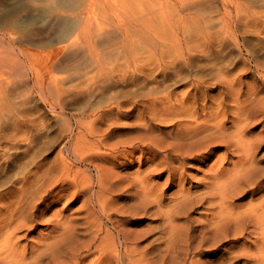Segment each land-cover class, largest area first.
<instances>
[{
  "label": "bare ground",
  "instance_id": "obj_1",
  "mask_svg": "<svg viewBox=\"0 0 264 264\" xmlns=\"http://www.w3.org/2000/svg\"><path fill=\"white\" fill-rule=\"evenodd\" d=\"M76 5L60 55L55 49L41 60L29 55L20 61L18 54L8 56L13 52L0 39V264H150L145 252L132 246L138 236L126 220L139 211L158 215L163 187L174 188L166 217L167 240L176 254L184 241L189 251L247 235L254 240L226 250L264 264L259 185L264 172L260 177L253 145L242 135L256 119L264 121V0H78ZM50 14L19 40L47 36L71 16L60 10ZM123 116L132 119L128 137L110 142L125 123ZM53 129L59 137L49 148ZM214 143L233 146L238 160L229 168L214 161L197 186H186L185 164L205 154L208 159ZM57 146L55 158L45 161ZM138 153L144 169L122 176L130 190L123 196L120 184L111 183L114 174L105 176L109 171L104 174L99 165L121 158L129 166ZM75 165L84 167L82 179L72 175ZM245 187H251V198L235 203ZM70 191L73 202L83 198L78 207L85 214L84 239H74L75 245L69 240L74 224L61 216L63 207L45 216ZM196 205L206 211L204 223L193 236L177 234L175 243L177 217ZM42 223L52 228L38 234L37 247L30 243L27 251L18 235L27 237ZM176 257L163 260L180 264L171 260ZM188 264L204 263L190 258Z\"/></svg>",
  "mask_w": 264,
  "mask_h": 264
},
{
  "label": "rangeland",
  "instance_id": "obj_2",
  "mask_svg": "<svg viewBox=\"0 0 264 264\" xmlns=\"http://www.w3.org/2000/svg\"><path fill=\"white\" fill-rule=\"evenodd\" d=\"M1 1H0V29H1L0 30V34H1L0 35V39H1L3 47H5V49L10 50V52H13V53H11V55H9L10 53L9 54L7 53L9 57H12V55H14V54H16V55L18 54L17 56H18L20 61L21 60L26 61V59L28 58L27 56L32 55L33 60L35 61L36 59H40V60H41V58L43 59L46 56V54H48L50 52V50H55L56 49L57 53L58 54L60 53V50L62 48V43L61 42H62V38L64 37L63 35H65L67 30L69 29V28L67 29L68 25H71L69 23L72 20L71 17H72L73 14H70V13L73 11L74 7H75V9L77 8L76 6H78V5H76V3H77L78 0H53L52 3L51 2H50V4L48 3L49 5L43 3L42 0H37L36 3L34 2V0H3L2 3H1ZM38 3H40V5ZM2 4H3V6H2ZM34 5H35L36 8L38 7V5H39V7L36 9L34 7ZM57 10L66 11L67 15H71V16H67L66 20L63 19L64 21L60 25V27H58L53 32L47 34V36H42V37L40 36L38 38H35L36 40L34 38H27L25 40H22V39L19 40L20 35L23 32H25L26 30L31 29V28H33V29L40 28L43 25L44 21H45L44 19L49 18L47 16L48 15L50 16L51 15L50 13H52V11L54 13ZM68 20H69V22H68ZM37 26H38V28H37ZM65 26H67V27L65 28ZM62 29H66V30H62ZM8 30H9V32H8ZM12 31H13V33H12ZM14 32L17 33V36H16V34L14 35ZM14 36H15V38H13ZM8 39L11 42L8 41ZM30 52H32L33 54L30 53ZM58 54L56 55V58L60 55V54L59 55ZM233 58H234V56H233ZM233 58H232V60H233ZM235 60H236V58H234L233 61H235ZM27 62H28V60H27ZM27 62H26V64H27ZM24 66H27V65H23V68H25ZM247 78H248V76L242 77V80H246ZM19 99H16V100L19 101ZM36 100H37V98L34 99V101H36ZM13 101H15V100H13ZM260 119L261 118H258V119L255 120V122H258V123H255L256 125L253 123L254 122L253 121L248 126H246L244 128V130L242 131V133H243L242 135H243L244 138H247V139L250 138V142L253 145L251 158L256 163V165H257L256 168L258 169L259 173L261 174V173L264 172V160H263V158H264V156H263L264 155V144H263L264 143V128H262V127H264V121H262V119L260 121ZM131 121H132V119L129 116H127V117L123 116L121 123H124V122L125 123L120 125V126H118L120 128L119 132H116V134H114L115 135L113 137L114 140H111L110 142L118 141L117 138H119V137H120L119 140L121 138H122V140H124V138H126V136L128 135L127 134V132L129 131V127L128 126L131 123ZM230 125H232L230 122L226 123V127H230ZM160 129L163 130V131H169L171 128H169V126H162V127L160 126ZM246 131L248 132L247 133L248 135L246 133H244ZM51 132L52 133L54 132L53 133L54 136H52L53 134ZM51 132H49V136H50L49 140H46V142L48 141L45 144L46 147H47V145H48V147L51 146L52 142L55 140V138L54 139H52V138L57 136L56 135V130L54 131V129H53V131H51ZM58 137H56V138H58ZM223 144L225 145V143H214L213 144L214 147H211V149L209 150V152L212 153V156L214 155L213 157L210 156V157H208V159L204 160V158L206 157V154H205L203 156H198V157L195 158L194 161L187 162L185 164L186 168L184 169L185 171L183 173H184V178H187V181H188V182L185 181L186 182V186L189 185V184L187 185V183H189V182H191V185L197 186L198 180L203 178V175H204L203 173H206L208 171L210 165L213 164L214 161L218 160V162H223L222 163V164H224L223 166L225 168H229V167H231V164H232L233 161H236V159L238 160V152L233 148V146L228 145V146H231V147L227 146L226 148H224V146L221 147V145H223ZM58 147L59 146L49 149L50 151L47 153V156H45V161H52L53 158H55V156H56L55 152L57 151V149H59ZM120 150L129 151L128 148H121ZM234 156H235V158H234ZM140 158L141 157H139V153H138L137 155H135L132 158L134 161L132 160V164H130L129 166L125 165L123 163L124 160L121 159V158H117V159L115 158L116 160L115 159L114 160L106 159V161L105 160L102 161L103 163L105 162V164H100L99 166L100 167H101V165L104 166V168L101 167L103 169V173L104 174L109 171L107 174H105V176L112 175L111 176V178H112L113 174H114V177H113L114 179L110 178L111 179V183L112 184L113 183L114 184L115 183L120 184L119 188L124 190L122 192L123 196H124L125 194L127 195L129 193L128 191H130L128 188H126L129 185V181H128L129 179H127L126 177L123 178L122 176H125L126 173L133 171L137 167H141V169H144V167L140 166V163H139V161H140L139 159ZM201 162H202V164H201ZM109 163H111V164H109ZM121 163H123L124 165L121 164ZM118 164H119V166H118ZM96 165H98V164H96ZM110 165H112V166H110ZM107 166L108 167L110 166L108 170H107ZM114 167H116L117 171H115ZM120 167H122V168H120ZM90 168L92 169V172L94 173L93 166H90ZM82 170L84 171V167H82V166L80 167V165H75L73 167L72 175L74 176L76 174V175H78L77 179H82L81 177H84V172ZM118 170L120 171V174H117ZM77 172L78 173L80 172V173L78 174ZM114 172H116V173H114ZM109 173H113V174L108 175ZM261 176H262V174L260 175V177ZM263 176H264V174H263ZM119 177H120V179H119ZM163 179H164V176L161 179L157 180V182L161 183L163 181ZM112 180H113V182H112ZM192 182H194V184ZM259 185H260V187L262 189V192L264 193V178L263 177H262L261 183ZM123 186L125 188H123ZM198 188H197V190H201V187L199 189ZM163 190H165L164 187L162 188V196H163L162 202H161L162 206H161L160 210L158 211V215L155 216V215H152V214H150L148 212L145 213L143 211H139V213L134 214V215L133 214H131V215L129 214V216L127 217L128 220H126L127 223H128V226H127L128 229L131 230L132 234H136L138 236V240H137L138 243H137V241H135V242L132 243V246H134L135 248L137 247L136 248L137 251L145 252L146 259L150 260V261H147L148 263H150V264L151 263L152 264H162L163 261L165 260V258H166V260H170V256H177L175 259H171V260H174V262H179L180 264L182 262H184V259L186 261L185 263L188 264L190 258H194V260H198L199 262H203L204 264H222V263L224 264V262H225V264H228L230 262H232L231 264H241V263L242 264H245V263L246 264H250V261L248 260L249 259L248 256H246L244 253H241L239 255V253L236 251L238 249V246H240V244L244 243L245 245H247L252 240H254V238H252L251 236H247V235L241 237L242 239H238V241H235V239H232V238L229 237V238H227L225 240L226 242L227 241H229V242L226 243L224 241L223 243H221V245L219 244L215 248H213V247L211 248L207 243H203L205 246L202 245L201 247H196V248L193 247L189 251L185 250L187 248V245H185V243H184L185 241H184L183 243H181L182 244V251L181 252L184 253V254H182L181 252H180V254L179 253L176 254L174 252L173 248L169 247V245H172V244L169 243L168 240H167V238H168V235H167L168 226H167V224L168 223H167V217H166V216L169 215L167 210H168V208L170 206V203H171L170 199H172V191H174V188L173 189H170V188L167 189L166 188L165 191H163ZM251 190H252L251 187H245L244 191L242 193H240L239 195H237V198L234 199L233 201L235 203H239L241 205L246 204L247 201L251 198V196L253 194V191H251ZM119 196L120 195H118V197L116 196V199L119 200L120 204H123L125 200H124V198H121ZM165 197H167V198H165ZM256 197H258V194L254 193L253 198H256ZM126 198H127V196H126ZM82 200H83V198L80 197V199L78 201L73 202L72 196H71V191H70L68 193L67 197L64 200H62L57 205L51 206L49 212H47L45 214L46 218H49L51 213L54 210H57V209L62 210L63 208L65 209V210H62V215L61 216L63 218H69V220L72 222V224H74L73 235H71L72 237L69 239L72 242V244H74V245H75L74 239H76L78 242H81V240L84 239V234H85L84 226L86 228V225H85V223H83L85 220H82V218H81L85 214L83 212V209H80ZM163 201H164L165 204H163ZM48 202H50V201H48ZM47 203H44L43 205H41V208H44V206ZM201 206H203V205H201ZM201 206L200 205H196L195 206L196 209H195V207H192V209H189L190 211L186 210V211L183 212V215H179L177 217V219H176L177 229L175 231V235H174L175 237L174 236L172 237V238H174V241L175 240L179 241L177 234L180 235V233H181L180 237L183 236V235H185L186 237H189L190 235L193 236V235H195L197 233L196 231L201 227L202 223H204V221H205V213H206V211ZM197 207H198V209H197ZM78 210H80V211H78ZM79 216H80V218H79ZM186 216H187V218H186ZM135 218H138V219H135ZM201 221H203V222H201ZM189 222H190V224H189ZM43 224H44V226H43ZM108 226L111 227L110 224ZM51 228H52V226H47V224L42 223L41 226H38L34 230L33 233H31L30 235L27 236L28 238L27 237H23L22 233L19 234L18 237H20L19 238L20 245L21 246L25 245L26 248L27 247L31 248L33 245L37 247L38 234H40V233L41 234H45ZM189 228H190V230L188 231ZM194 229H195V231H193ZM58 233H59V231L56 234H58ZM161 236L163 238H160ZM245 237L246 238L250 237L251 239L247 238V241H245L246 240ZM25 238H26V240H25ZM28 240L29 241L31 240V242H29ZM161 240L163 241V244H162V242H161V244H162V246L164 248L161 247V245H160V241ZM248 240H249V243H247ZM178 241H175V243H178ZM232 241H233V243H232ZM30 243H32V246H29ZM68 243L69 242H67V244ZM136 243H137V246H136ZM157 243H159L158 247H160V248L157 247ZM195 244H196V242H193V245H195ZM231 244H233V245L237 244V249L233 250V252H231L229 250L228 251L226 250ZM63 246L65 247L64 244H63ZM28 248H27V251H30L32 249V248L31 249L29 248L30 249L29 250ZM154 248H155V250L157 252H155ZM205 248L208 249V250L206 251ZM199 249L203 250L204 252L199 250ZM213 249L216 250V251L215 252L212 251ZM224 250L226 251V256H223V254L225 255V253H224L225 251ZM150 251H151V253H150ZM158 251H161V252H159L160 254L158 253ZM210 251H212V254H210L211 253ZM189 252L191 254H189ZM149 253H150V255H149ZM186 253H188L187 256H186ZM148 255H149V258H148ZM164 256H165V258H164ZM236 256H238V257H236ZM151 257H153V258H151ZM185 257L188 258V259H186ZM233 257L236 258L237 260H235ZM241 258H243V259H241ZM153 259H155V260H153ZM227 259H234L236 262L233 261V260L231 261V260H227ZM152 261H154V263ZM166 262L167 261H164L163 264H166Z\"/></svg>",
  "mask_w": 264,
  "mask_h": 264
}]
</instances>
